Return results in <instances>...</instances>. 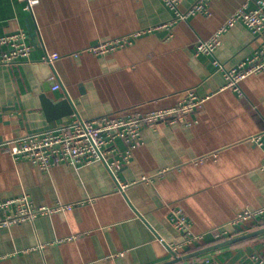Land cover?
I'll return each mask as SVG.
<instances>
[{
	"label": "crops",
	"instance_id": "0c3cea01",
	"mask_svg": "<svg viewBox=\"0 0 264 264\" xmlns=\"http://www.w3.org/2000/svg\"><path fill=\"white\" fill-rule=\"evenodd\" d=\"M196 1L183 0L180 11ZM245 4L256 8L254 0H212L210 15L175 21L163 0H40L35 15L19 0H0V36L25 30L33 43L30 30L39 32L29 59L0 65V200L26 192L36 206L53 209L0 229V264H163L182 240L173 209L183 210L195 234L223 226L234 236L252 231L253 223L229 224L246 208L264 207V149L254 139L264 133V72L241 82L238 93L225 88L214 62L238 66L256 55L264 36L239 23L221 34L214 54L197 53L199 41ZM136 32L144 33L113 54L85 51ZM48 54L58 59L45 80L35 67ZM57 81L62 86L53 90ZM66 91L78 113L49 120L42 94L59 101ZM190 91L205 99L202 106L144 127L129 163L126 143L117 140L110 155L120 161L117 179L101 160L43 171L7 150L8 142L68 127L77 115L174 107ZM263 252L264 235L212 253L221 264H240Z\"/></svg>",
	"mask_w": 264,
	"mask_h": 264
},
{
	"label": "built area",
	"instance_id": "2783aa9c",
	"mask_svg": "<svg viewBox=\"0 0 264 264\" xmlns=\"http://www.w3.org/2000/svg\"><path fill=\"white\" fill-rule=\"evenodd\" d=\"M182 1L163 0L165 5L176 13L175 21H186L189 17L197 14L210 15L209 6L212 0H197L186 12H181L179 9ZM254 1L256 8L249 10L248 4H245L226 20L212 38L200 40L197 45V53L214 54L216 48L220 45L221 34L239 23L245 24L255 37L264 36V0ZM19 2L25 4V10L35 15L34 10L40 0H19ZM143 33L136 32L112 40L100 41L85 51L96 56L110 55L122 48L133 45ZM33 49L34 44L25 30L0 36V65H14L24 62L29 59ZM47 59L50 63H53L54 60L58 59V56L48 54ZM214 63L217 71L225 72L227 78L225 88L241 93V82L254 74L264 72V44L253 58H249L232 69H226L218 60ZM61 86L62 84L57 81L52 88L53 90H59ZM204 101L205 99L198 98L193 91H190L186 99L174 107H152L145 111L139 109L130 112L128 115L115 113L97 119H85L77 115L70 126L52 132L26 134V136L8 142L9 147L7 150L10 151L14 160L31 161L43 171L59 164H76L101 160L117 179L113 168L120 161L110 158L111 153L117 150V140L122 139L126 143L127 150L122 158L123 162L129 163L133 148L141 140V131L144 127H153L159 122L179 117L181 114L194 112L202 106ZM254 139L264 149V133ZM11 144L15 145L12 150L10 148ZM51 211H53L51 208L42 205L36 206L26 192L16 197L0 200V229L34 221L36 217ZM170 220L182 234L181 242L170 247L178 255L186 254L185 252L189 249L207 244L210 241H208V238L224 241L235 237L226 230V226L219 227L212 232L195 234L182 209H173ZM251 223H264V207L246 208L229 225L242 227L243 229V226ZM201 257L204 258L205 264H221L213 253ZM240 264H264V252L253 254L249 262Z\"/></svg>",
	"mask_w": 264,
	"mask_h": 264
},
{
	"label": "water",
	"instance_id": "95a60500",
	"mask_svg": "<svg viewBox=\"0 0 264 264\" xmlns=\"http://www.w3.org/2000/svg\"><path fill=\"white\" fill-rule=\"evenodd\" d=\"M30 35L33 41V44L37 46L39 44L38 38H39V32L30 30ZM39 65H36L35 70L36 72L38 70H41L42 77L45 80H48L51 78L54 74V68L51 64H49V61H41V63H38ZM51 87L47 86L46 84L44 85V90H47ZM42 101V106L44 109V112L47 115V118L49 120H56V119H61L64 117L72 116L74 114H77V108L75 107L74 102L72 101L69 93L66 91L65 97L63 100L59 101H53L46 94H42L41 97ZM264 235V227L258 228L256 230H252L249 232H246L244 234H240L238 236L226 239L224 241H221L219 243L203 247L201 249L195 250L190 253H186L183 255H178L174 251H172L173 258L172 260L165 262L163 264H179L184 261H188L190 259L203 256L212 252H215L217 250L229 247L234 245L235 243L248 240L254 237L262 236Z\"/></svg>",
	"mask_w": 264,
	"mask_h": 264
},
{
	"label": "trees",
	"instance_id": "16d2710c",
	"mask_svg": "<svg viewBox=\"0 0 264 264\" xmlns=\"http://www.w3.org/2000/svg\"><path fill=\"white\" fill-rule=\"evenodd\" d=\"M261 227H264V223H261V224H255L254 227H253L251 230H255V229H258V228H261ZM238 235H240V234H238ZM258 237H259V236H258ZM258 237H254V238H251V239H248V240H244V241H241V242L235 243V244L232 245V246H238V245H241V244L247 243V242H249V241H252V240L257 239ZM221 241H223V240H222V239H220V240H210L207 244H205V245H201V246H197V247H195V248H193V249H189V250H187L185 253H190V252H193V251H195V250L201 249V248H203V247H206V246H210V245H213V244L219 243V242H221ZM199 257H201V256H199ZM199 257H196V258H199ZM193 259H194V258H193ZM193 259H190V260H193Z\"/></svg>",
	"mask_w": 264,
	"mask_h": 264
}]
</instances>
